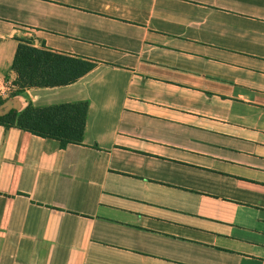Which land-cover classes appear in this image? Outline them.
I'll list each match as a JSON object with an SVG mask.
<instances>
[{
    "label": "crops",
    "instance_id": "crops-1",
    "mask_svg": "<svg viewBox=\"0 0 264 264\" xmlns=\"http://www.w3.org/2000/svg\"><path fill=\"white\" fill-rule=\"evenodd\" d=\"M20 39L96 65L15 93ZM7 101L88 111L0 123V264H264V0H0Z\"/></svg>",
    "mask_w": 264,
    "mask_h": 264
},
{
    "label": "trees",
    "instance_id": "trees-1",
    "mask_svg": "<svg viewBox=\"0 0 264 264\" xmlns=\"http://www.w3.org/2000/svg\"><path fill=\"white\" fill-rule=\"evenodd\" d=\"M96 61L62 54L20 39L13 69L18 77L15 93L27 87H53L70 84L92 70ZM2 102H0V105ZM88 111V102H65L36 107L28 104L18 113L11 108L1 115L0 123L17 126L43 137L59 139L63 146L81 143Z\"/></svg>",
    "mask_w": 264,
    "mask_h": 264
},
{
    "label": "water",
    "instance_id": "water-1",
    "mask_svg": "<svg viewBox=\"0 0 264 264\" xmlns=\"http://www.w3.org/2000/svg\"><path fill=\"white\" fill-rule=\"evenodd\" d=\"M12 108V103L7 101L0 106V114L3 115Z\"/></svg>",
    "mask_w": 264,
    "mask_h": 264
}]
</instances>
